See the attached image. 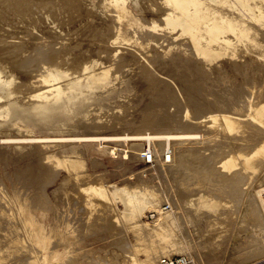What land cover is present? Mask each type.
I'll list each match as a JSON object with an SVG mask.
<instances>
[{
	"label": "rangeland",
	"instance_id": "rangeland-1",
	"mask_svg": "<svg viewBox=\"0 0 264 264\" xmlns=\"http://www.w3.org/2000/svg\"><path fill=\"white\" fill-rule=\"evenodd\" d=\"M171 1L175 10L167 0H141L138 7L129 0L132 13L144 20L137 33L131 29L129 40L119 43L113 41L115 34L110 36L112 21L118 25L115 13L103 7V0H0V264H159L163 257L177 255L191 264H239L246 252L248 257L260 252L256 232L248 226L254 223L257 195L263 199L264 154L248 155L264 141V59L259 47L264 43V0H246L245 7L236 0ZM153 11L161 16L154 17ZM151 20L158 26L152 27ZM195 26L211 27V37L197 36ZM146 31L155 37H141ZM94 61L96 72L109 69L113 77L97 93L96 113L94 108L53 127L22 126L12 118L9 110L22 105L42 115L63 113L68 106L62 97L71 96L73 81L81 83L91 74L83 64ZM242 98L247 99L245 104ZM208 112L221 115L224 124H199L207 120ZM191 130L197 134L194 141L207 140L205 153L199 158L191 154L186 161L193 179L184 185L169 180V186L158 175L151 180L165 199L176 203L175 208L167 200L135 204L133 209L127 204L121 189L154 164L133 159L127 149L131 141L116 144L125 156L120 159L110 149L118 142L77 141ZM32 137L43 142L28 141ZM52 139L59 141H48ZM22 140L35 149L10 148L22 146ZM195 145L199 146L184 140L181 147ZM82 146L97 158L78 153ZM228 154L236 157L223 166ZM64 160H79L82 165L70 166ZM193 161L197 167H188ZM96 179L105 183L110 204L94 200L89 205L81 186ZM198 191L220 206L199 211L183 203ZM152 211L153 219L148 215ZM248 213L251 221L241 222ZM245 227L250 230H242ZM237 230H242V237L235 241Z\"/></svg>",
	"mask_w": 264,
	"mask_h": 264
},
{
	"label": "bare ground",
	"instance_id": "bare-ground-1",
	"mask_svg": "<svg viewBox=\"0 0 264 264\" xmlns=\"http://www.w3.org/2000/svg\"><path fill=\"white\" fill-rule=\"evenodd\" d=\"M129 0H103V7L104 8H111L112 12L115 13L114 17L117 21V24L118 25H115V21H112V29L114 30V33L112 34L111 30L110 31V34L106 35L108 36V38H110V36L113 38L114 34H115V38L113 39V41H119L120 39H123L122 41L124 40H129L128 36H129V32L131 31V29H135L134 30V33L136 32L137 30V27L140 26V24H142L141 22L144 20L141 21V19L136 16L135 14L132 13L130 7L127 5V2ZM141 0H130V3L132 4L133 7H138L139 3H140ZM152 1V0H150ZM230 1V0H229ZM233 1V0H232ZM236 3V5L238 6H247L246 5V0H236L234 1ZM233 2V3H234ZM167 4L170 6V9H174V1L172 2L171 0H167ZM152 5V2L151 4ZM155 5V4H154ZM195 5V4H194ZM208 5V4H207ZM210 5V3H209ZM156 6V5H155ZM198 6V4H197ZM203 6V5H202ZM226 6V5H225ZM254 6V5H253ZM185 7V6H184ZM146 8V7H145ZM150 8V7H149ZM152 9H154L153 7H151ZM166 8V7H165ZM199 8V7H198ZM235 8V7H234ZM237 8V7H236ZM240 8V7H239ZM167 9V8H166ZM203 9V8H202ZM145 10V9H144ZM175 10V9H174ZM184 10V9H183ZM186 10V9H185ZM147 11V10H146ZM149 11V10H148ZM157 11L159 12V10L157 9ZM208 11V10H207ZM151 12V11H149ZM162 12V11H161ZM190 12V11H189ZM156 13V12H155ZM160 13V12H159ZM163 13H164V10H163ZM172 13V12H171ZM173 13H175L173 11ZM198 13V12H197ZM201 13V12H200ZM209 13V12H208ZM222 12L220 11V14ZM153 16H154V11H153ZM151 13H149L148 15H152ZM161 14V13H160ZM166 14V13H165ZM203 14V13H202ZM207 14V13H206ZM197 15V14H196ZM223 15V14H221ZM242 15V14H241ZM160 17L159 15H156L154 17L158 18ZM199 16V14L197 15ZM215 16V15H213ZM237 16V15H236ZM195 17V16H194ZM211 17V16H210ZM209 17V18H210ZM219 17V16H218ZM155 18V19H156ZM217 18V16H216ZM224 18V17H223ZM227 18V17H226ZM147 19V18H146ZM162 19V18H161ZM160 19V20H161ZM188 19V18H187ZM199 19V18H198ZM201 19V18H200ZM150 19H148L149 21ZM159 20V19H158ZM163 20V19H162ZM161 20V21H162ZM191 20V19H190ZM194 20V19H193ZM197 21V19H195ZM218 20V19H217ZM152 21V20H151ZM161 21H159V24L161 23ZM187 21V20H186ZM206 21V20H205ZM209 21V19L207 20ZM232 21V20H231ZM150 22V21H149ZM211 22V21H209ZM215 22V21H214ZM110 23V22H108ZM143 23H146V21H144ZM158 23V22H157ZM156 22L152 21V27H156L158 26ZM189 23V22H188ZM195 23V21H194ZM208 23V22H207ZM206 23V24H207ZM222 23V22H221ZM229 23V22H228ZM233 23V22H232ZM130 24H132L134 27L131 28ZM148 24V23H147ZM162 24V23H161ZM205 24V23H204ZM109 25V24H108ZM239 25V24H237ZM176 26V25H175ZM203 26V25H202ZM206 26V25H205ZM210 26V25H209ZM207 26L204 30H201L200 27L198 26H195V27H192L194 28L193 30H195V33H197L196 35H203V33H208L209 36H210V32H212L213 30L211 29V27ZM226 26V25H225ZM243 26V25H242ZM185 27V26H184ZM246 27V26H245ZM255 27V26H254ZM110 28V26H109ZM230 28V27H229ZM241 28V27H240ZM239 28V29H240ZM215 29V28H214ZM233 29V28H232ZM251 30V28H249ZM258 29V28H257ZM221 30V29H220ZM243 30V29H242ZM241 30V31H242ZM249 30V32H251ZM228 31V30H227ZM226 31V32H227ZM240 31V32H241ZM261 31V30H260ZM218 32V31H217ZM245 32V31H244ZM137 33V32H136ZM223 33V31H222ZM243 33V31L241 32ZM262 33V32H261ZM260 33V34H261ZM193 34V33H192ZM249 34V33H248ZM263 34V33H262ZM110 35V36H109ZM152 35L154 36V33H148L147 31L146 32H143L142 33V36L141 37H145L146 38H149V37H152ZM206 35V34H205ZM238 35H239V32H238ZM250 35V34H249ZM255 35V34H254ZM257 35V34H256ZM160 36V35H159ZM163 36V35H162ZM161 36V37H162ZM213 36V35H212ZM236 36V35H234ZM244 36L246 37V34H242V38H244ZM248 36V35H247ZM263 36V35H262ZM155 37V36H154ZM200 37V36H199ZM211 37V36H210ZM106 38V39H108ZM221 38V37H219ZM224 38V37H223ZM238 38V37H237ZM248 39L251 38L250 36L247 37ZM253 38V37H252ZM104 39V38H103ZM155 39H159L158 38V35H157V38ZM154 39V40H155ZM201 39V38H200ZM203 39V38H202ZM209 39V38H207ZM225 39V38H224ZM245 39V38H244ZM254 39V38H253ZM99 40V39H98ZM158 41V40H157ZM201 41V40H200ZM230 42V40H228ZM252 41V40H251ZM100 42V41H99ZM130 42V41H129ZM228 42V43H229ZM246 42V41H245ZM254 42V41H252ZM119 43H121L119 41ZM201 43V42H200ZM219 43V42H218ZM212 44V43H211ZM215 44V43H214ZM204 45V43H203ZM210 45V44H209ZM216 45V44H215ZM218 45V44H217ZM237 45V44H236ZM239 45V44H238ZM254 45H261L259 42H254ZM253 45V46H254ZM212 46V45H211ZM210 46V47H211ZM220 46V45H219ZM218 46V47H219ZM232 46V45H231ZM246 46V45H244ZM256 46V47H257ZM208 47V48H210ZM215 47V46H214ZM217 47V46H216ZM240 47H243V45ZM248 47V46H247ZM255 47V48H256ZM259 47H262V54L260 55V57H262L264 59V43L262 42V46H259ZM223 48V47H221ZM235 48V47H233ZM237 48V47H236ZM235 48V49H236ZM253 48V47H252ZM253 48V49H255ZM152 50H154V48L152 47ZM257 50V49H256ZM243 51H246L243 49ZM258 51V50H257ZM62 52V51H61ZM217 52V51H216ZM215 52V53H216ZM218 52H219V49H218ZM129 53V52H128ZM232 54L233 51L230 50V51H224L222 50V54ZM237 53V52H236ZM245 53V52H244ZM247 53V52H246ZM127 53H125L126 55ZM130 54V53H129ZM60 55V54H59ZM124 55V54H123ZM122 55V56H123ZM63 56V55H62ZM121 56V57H122ZM127 56V55H126ZM131 56V54L129 55ZM218 56V55H217ZM120 57V58H121ZM131 58V57H130ZM129 58V59H130ZM210 58V57H208ZM225 58V57H224ZM227 58V57H226ZM225 58V59H226ZM259 58V57H257ZM17 59V58H16ZM128 59V60H129ZM229 59V58H228ZM46 60V59H45ZM51 60V59H50ZM24 61V60H23ZM44 61V60H42ZM48 61V60H47ZM126 61V60H125ZM235 61V60H234ZM46 61H44L45 63ZM51 62V61H50ZM53 62V61H52ZM55 62V61H54ZM49 63V62H48ZM230 63V62H229ZM85 67L88 68V72H90L91 74H87V76L83 79L84 81H82L81 83L78 82V81H73V91L70 93L71 96H68V97H62L63 101H64V104L67 105L68 109H63V113L61 114H55L54 116H51V115H42L38 109H35L33 107H31L29 109V107H19V106H15L13 108H11L9 110V112L11 113L12 115V118L16 119L19 121V123L22 125V126H41V125H48L49 127H53V126H56V124H59L63 121H65L66 119L68 118H71L73 116H85L88 112H90L92 109H94L95 107L93 106L94 103H96L97 101V96L99 93L100 90H103L106 86L110 85L111 82L113 81V77H111L109 75V69H102L98 72H96L97 70H95V67L98 65L96 61L90 63V65H86L83 64ZM234 65V64H233ZM222 66V65H221ZM38 67V66H37ZM83 67V66H82ZM101 69V68H100ZM112 72V71H111ZM113 74V73H112ZM25 78V77H24ZM35 78V77H34ZM32 79V78H31ZM10 80L14 81L15 80V77L13 75L10 76ZM29 81V79H28ZM37 81V80H36ZM30 82V81H29ZM32 82V81H31ZM35 82V81H34ZM24 83V82H23ZM28 84V83H27ZM34 84V83H33ZM26 85V83H25ZM31 85V84H30ZM21 86V85H19ZM23 86V84H22ZM21 86V87H22ZM17 87V86H16ZM25 87V86H24ZM32 87V85H31ZM15 88V87H14ZM29 88V87H28ZM21 89V88H20ZM2 90V89H1ZM30 90V89H29ZM190 90V89H189ZM71 91V90H70ZM9 92V91H8ZM5 93V92H4ZM255 94V93H254ZM257 94V93H256ZM250 97V95H248L247 93V96H245L246 98L247 97ZM27 97V96H26ZM159 97V96H158ZM243 97V98H245ZM22 98V97H21ZM166 98V97H165ZM242 98V102L241 103H246L247 99H244L243 100ZM77 99L78 102H74V100ZM260 99V98H258ZM257 99V100H258ZM163 100V99H162ZM21 101V100H20ZM30 101V100H29ZM240 101V100H239ZM261 102V101H260ZM262 103V102H261ZM261 103H258V104H261ZM20 104V103H19ZM257 105V104H256ZM31 106V104H30ZM241 106V105H240ZM243 106V105H242ZM245 106V105H244ZM247 106V105H246ZM250 107V106H249ZM256 108H258L256 106ZM255 108V109H256ZM264 108V107H263ZM28 109L30 111H28ZM98 108L96 107L94 109V113H96V110ZM189 109V108H188ZM210 112V111H209ZM208 114L205 118H207V120H200L198 123L200 124L201 122H205V123H211V125H215L216 123H220L222 120V116L221 115H218L217 114H214V113H210ZM218 112V111H217ZM228 112V111H227ZM257 113L259 112V109H257L256 111ZM105 113V111H104ZM235 113V112H234ZM205 114V115H206ZM250 116V115H249ZM226 117V116H225ZM228 117V116H227ZM165 118V117H164ZM191 118V116H190ZM194 120H196V118L198 119V117H195L193 116ZM255 118V117H254ZM163 119V118H162ZM167 119L168 121L170 122V118H168L167 116ZM167 119L165 121H167ZM226 119V118H225ZM224 119V120H225ZM256 119V118H255ZM161 121V120H160ZM159 121V122H160ZM165 121H162L160 122V125L165 123ZM167 121V122H168ZM189 121V120H188ZM192 121V120H191ZM229 121V119H228ZM164 122V123H163ZM168 122V124H170ZM196 122V121H195ZM234 121H231L230 123L231 124H234L233 123ZM191 123V122H190ZM189 123V124H190ZM194 123V122H193ZM222 123V122H221ZM236 123V122H235ZM155 124H159L158 122H156ZM183 124V123H181ZM198 124V125H199ZM224 124V123H222ZM18 125V124H17ZM187 125V124H186ZM191 125V124H190ZM194 125V124H193ZM219 125V124H218ZM228 125H229V122H228ZM235 125V124H234ZM240 125V124H239ZM195 126V125H194ZM202 126V125H201ZM206 126V124H205ZM225 126V125H224ZM232 126V125H231ZM190 127V126H189ZM197 127V126H195ZM219 127V126H218ZM237 127V126H236ZM92 128V127H91ZM97 128V127H96ZM229 128V127H228ZM231 128V127H230ZM225 129V128H224ZM199 130V129H198ZM227 130V129H226ZM181 132V131H180ZM180 132H176V133H153V134H150V135H143V134H134L132 136L128 135V136H95L92 137L90 136V138L88 139L87 136L85 138L87 139H78L77 141H84V142H88V141H91V142H100V143H104V142H118V143H115L113 146L115 147H111V151L115 152L116 154L120 155V157L118 156H114L116 159H120L122 157H125L123 154H122V149H119L117 148V145L116 144H120L119 142H122V141H131V144L129 145L130 147H127L130 148L128 149L129 151H131V156L134 158H140V154L143 150V147L145 146V144L147 143V145L150 147L153 155H154V164L152 165L153 168H149L148 170H145V171H141L139 174H137L136 176V182L133 183V184H127L126 186H124L121 191L126 195V198H127V204H129L130 206H132L131 209H133L135 207V204H143L144 206H146L147 204H161V202L163 200H167L168 202H170L173 206V208H175V205L176 203L172 200V199H165L163 197V194L162 192L156 188V185L152 183V179L158 175L162 178V182L166 183V185L169 186V180L173 181L174 179L176 180H179L181 181L180 184L184 185V183H189V180L191 178V175L189 174V172L187 171V167H185V164H186V161L188 159H190L193 155H197L198 158L199 156H202V153L206 150V147L204 144H206L205 140L202 138V140H199L198 142L197 141H194L196 138H197V134L196 133H192V130L190 133H180ZM188 132V131H187ZM206 132V131H205ZM204 133V132H203ZM127 135V134H126ZM204 136V135H203ZM209 136V135H207ZM206 136V137H207ZM81 137V136H80ZM92 138V139H91ZM199 138V137H198ZM65 139V138H64ZM75 139V138H74ZM43 140V139H42ZM62 140V139H60ZM184 140H190L191 143H196L198 144L199 146H192V147H189L187 149H184L183 147H181L182 143L184 144ZM193 140V141H192ZM7 140L3 141V143H5ZM17 141V140H16ZM28 141H36V142H43L39 139H34L33 137L28 139ZM48 141H59L58 139H52V140H48ZM209 141V140H208ZM205 142V143H204ZM22 143L23 145L20 146V147H10L12 150H14L15 152L17 151H20V150H23V149H32L34 150L35 147L33 145H31L29 142L25 141V140H22ZM200 144H203V145H200ZM55 144H53L54 146ZM41 145L39 144V147ZM92 147H94L93 144H91ZM128 146V145H127ZM191 146V145H190ZM96 148V146H95ZM117 148V149H116ZM167 148H170V149H167ZM255 148V147H254ZM37 149H38V145H37ZM67 150V149H66ZM120 150V151H119ZM76 151L80 154H84V156L86 157H96V155H91L89 156L87 150L85 149V146H82L81 148H79L78 150L76 149ZM109 151V150H108ZM124 153L128 154V151H125L123 150ZM255 151V150H254ZM61 152V151H60ZM69 153L72 152L71 151H67ZM75 152V151H74ZM205 153V152H204ZM165 154H168L169 155V158L166 159L165 158ZM191 154H193L192 156H190ZM264 154V141L260 142L259 144V147L256 149V151L248 156L250 157H256V156H261ZM69 155V154H68ZM67 155V156H68ZM240 156V155H239ZM128 157V156H127ZM235 154H228L225 159L221 162L222 165L224 166L226 163H229L231 162L234 158H235ZM249 157V158H250ZM69 158V157H68ZM129 158V157H128ZM194 158H197L194 156ZM223 158V157H222ZM65 159V158H64ZM84 160V159H83ZM131 160V159H130ZM160 160H162L163 163L160 162ZM68 161L69 162V165L70 166H75L76 164H81V162H79V160H76V161H73V160H64L63 162H66ZM220 161V160H219ZM79 162V163H77ZM66 164V163H65ZM84 164V163H83ZM82 165V164H81ZM196 166L195 162L193 161V163H191L190 165L188 164L187 166ZM261 166V165H260ZM121 167V166H120ZM260 168V167H259ZM209 169V167H205V176L208 177L210 175V171H207ZM129 176V175H128ZM176 177V178H175ZM134 178V177H133ZM264 178V177H263ZM131 179V178H130ZM181 179V180H180ZM193 179V178H191ZM159 180V179H158ZM97 181L92 180V183H87V185H83V187L81 186L82 190L85 191L88 196H87V199L89 201V205H92V203H94L93 201L94 200H97V201H100V202H104L103 203V206L105 203H109L111 200H110V194L106 188V185L105 183H97L95 182ZM91 182V181H90ZM178 183V182H177ZM83 184V183H82ZM153 185V186H152ZM261 185V184H260ZM64 186V185H63ZM186 186H188L186 184ZM62 187V186H60ZM183 188V186H182ZM58 188L55 189V191H57ZM60 189V188H59ZM184 189H187L188 188H184ZM261 194L260 195H263V199L259 198L258 195H257V209H256V214L255 216L253 215V213L251 214V218L254 220V223L250 224L248 227L252 228L253 230H255L256 232V236H257V240L259 242L258 244V247L257 249H260L259 253H257L256 255H253L252 257L249 256V253L246 252L248 255H243L242 258H241V262L239 264H256L258 262H262V260H264V186L261 190ZM190 192V191H189ZM171 193V192H170ZM174 194V193H173ZM173 196V195H172ZM209 197L210 195L206 192H203V191H198L196 194H192V195H189L187 196L185 199H183V203L184 204H188L189 206L193 207V209L195 208L196 210L198 209L199 211L202 209V207H214V206H220V203H217L216 201H209ZM176 198V197H175ZM182 202V201H181ZM91 203V204H90ZM95 204V203H94ZM110 204V203H109ZM181 204V203H180ZM179 204V205H180ZM202 204V205H201ZM178 206V205H177ZM179 207V206H178ZM190 207V208H191ZM168 208V206H167ZM177 208V207H176ZM108 209V208H107ZM162 209V208H161ZM188 210V209H187ZM133 211V210H132ZM114 212V210H113ZM172 212H174V210H172ZM180 212V211H179ZM115 213V212H114ZM247 213V211H246ZM133 214V213H132ZM134 215V214H133ZM99 216V215H98ZM113 216H116V215H113ZM118 216V215H117ZM169 216V215H168ZM189 216V214H188ZM135 217V216H134ZM133 217V218H134ZM170 217V216H169ZM250 215L249 213L247 214L246 217H242V220L241 222L245 223V222H250L251 219L249 218ZM231 218V217H230ZM119 220V219H118ZM135 220V219H133ZM137 223V221H136ZM239 223V222H238ZM237 224V223H236ZM139 223L136 224V226H138ZM250 228H247L245 227L244 229L242 230H246V231H249ZM162 229V228H161ZM236 229V228H234ZM242 230H237V231H234V234H233V239H235V241L237 240L238 241V238L239 237H242ZM188 233V232H187ZM231 234V233H230ZM231 237V235H230ZM231 239V238H230ZM241 240V239H240ZM191 242V241H190ZM240 243V242H239ZM188 246L190 244H187ZM239 245V244H238ZM240 246V245H239ZM123 247V246H122ZM232 251V250H231ZM195 253V252H193ZM245 254V253H244ZM245 259V261H244ZM161 262V260H160ZM159 262V264H160ZM190 262V261H189ZM191 263V262H190ZM227 264V263H226ZM228 264H232V263H228Z\"/></svg>",
	"mask_w": 264,
	"mask_h": 264
},
{
	"label": "built area",
	"instance_id": "built-area-1",
	"mask_svg": "<svg viewBox=\"0 0 264 264\" xmlns=\"http://www.w3.org/2000/svg\"><path fill=\"white\" fill-rule=\"evenodd\" d=\"M165 155H166L165 158L168 159L169 155L168 154H165ZM140 158H141L140 161L145 165L153 163L154 155L150 147L147 144H145V146L143 147V150L140 154ZM163 207L164 209H166L167 205L165 204ZM148 215L151 219H153L154 216L156 215V212L152 211ZM160 264H191V263L186 257L177 255V256H172V257H163L161 259Z\"/></svg>",
	"mask_w": 264,
	"mask_h": 264
}]
</instances>
